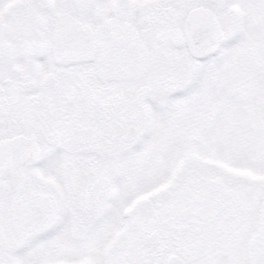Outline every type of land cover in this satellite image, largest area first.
I'll use <instances>...</instances> for the list:
<instances>
[{
	"label": "snow or ice",
	"instance_id": "6c2138e0",
	"mask_svg": "<svg viewBox=\"0 0 264 264\" xmlns=\"http://www.w3.org/2000/svg\"><path fill=\"white\" fill-rule=\"evenodd\" d=\"M0 264H264V0H0Z\"/></svg>",
	"mask_w": 264,
	"mask_h": 264
}]
</instances>
